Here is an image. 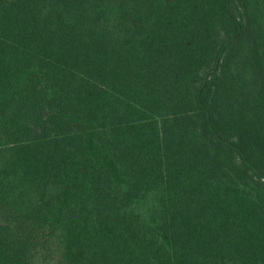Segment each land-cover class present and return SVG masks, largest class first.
I'll return each mask as SVG.
<instances>
[{
    "label": "trees",
    "instance_id": "trees-1",
    "mask_svg": "<svg viewBox=\"0 0 264 264\" xmlns=\"http://www.w3.org/2000/svg\"><path fill=\"white\" fill-rule=\"evenodd\" d=\"M0 264H264V0H0Z\"/></svg>",
    "mask_w": 264,
    "mask_h": 264
}]
</instances>
